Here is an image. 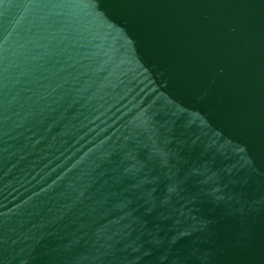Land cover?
<instances>
[{"label":"water","instance_id":"1","mask_svg":"<svg viewBox=\"0 0 264 264\" xmlns=\"http://www.w3.org/2000/svg\"><path fill=\"white\" fill-rule=\"evenodd\" d=\"M0 264H264V0H0Z\"/></svg>","mask_w":264,"mask_h":264}]
</instances>
